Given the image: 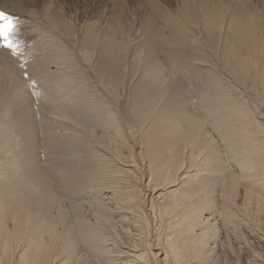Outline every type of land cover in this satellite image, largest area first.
<instances>
[{
    "label": "bare ground",
    "instance_id": "1",
    "mask_svg": "<svg viewBox=\"0 0 264 264\" xmlns=\"http://www.w3.org/2000/svg\"><path fill=\"white\" fill-rule=\"evenodd\" d=\"M199 5L204 15L200 24L207 34L227 29L231 35L222 45L226 49L219 60L222 71L234 84L227 85L233 89H225L219 73L207 74L208 79L202 80L196 70L191 71L197 75L191 80L197 88L189 90L198 107L210 113V117L195 116L187 101L186 91L189 90L183 89L176 74L172 75L163 66L158 49L150 47L153 50L145 49L147 57L141 70L139 68V78L130 89V98L125 103L129 106L125 109L116 113L115 101H109L108 97L101 101L92 98L83 101L78 110L65 104L67 114L60 116L72 121L70 127L52 121L50 116L53 115L45 116L56 129L53 134L50 133L53 129H46L47 140L63 143V151L57 153L63 159L58 166L41 168L22 153L16 156L18 145L14 137L5 140L6 145L1 142L0 264H223L218 251L231 246V238L236 241L240 238V225L245 219L250 225L254 224L256 229L252 230L258 236L261 224L255 225L256 219L252 216L254 213L264 215L261 192L264 189V123L255 116L256 109L247 106L250 102H245L242 93L234 89H244L247 94L248 90H254L264 99V15L247 10L228 20L222 0H199ZM56 20L61 21L58 17ZM165 20L167 29L163 24L145 26V43L150 40L147 43L168 49L170 61H184L182 64L189 63V68H193L194 62L186 49L191 43L188 44V34L194 36L188 25L194 23L193 18L176 20L168 13ZM115 30L105 32V44L100 45L94 65L102 72H96L99 77L104 73L114 79V84L107 88L114 100L115 96L122 97L121 87L126 75V54L123 56L124 47ZM88 31L86 41L93 43L96 31L94 28ZM211 41L215 43L216 37ZM194 59L207 61L203 54ZM1 70L4 74L5 69ZM102 83L108 86L106 80ZM77 94L80 97V89ZM161 103L179 120L173 122L176 119H172V124H166L167 131L164 125H160L164 131H159L158 124L157 128L154 125V134H144L142 144L138 145L144 162L141 164L145 167L143 174L147 177V182L144 180L148 191L145 196L147 200L150 197L147 205L139 196L137 182L131 180L136 173L134 168L123 164L129 136L121 120L126 117L144 124L148 117L144 113L152 110L153 115ZM86 107L93 108V111L90 108L92 113L102 110L103 115L93 116L86 112ZM23 112L24 109H18L17 117ZM75 116L85 124L99 125L103 134L88 130L85 124H76ZM204 118H215L214 128L220 133V143L229 153V162L233 161L239 171L230 173L219 153L221 144L207 131ZM4 122L5 119L0 120V129L5 128ZM78 126L81 130L76 129ZM59 127L73 131L62 133ZM85 132L91 136L89 141L83 138ZM68 145L71 148L67 152ZM98 145L103 149L100 147L98 151ZM105 186L113 189L114 208L98 195ZM87 194H91L89 198H85ZM84 203L91 212L84 209ZM153 220L161 223L150 226ZM163 223L167 229L161 235ZM128 235L129 240L123 241L122 237ZM115 247L118 253H114ZM256 254L247 260L248 264H258Z\"/></svg>",
    "mask_w": 264,
    "mask_h": 264
},
{
    "label": "rangeland",
    "instance_id": "2",
    "mask_svg": "<svg viewBox=\"0 0 264 264\" xmlns=\"http://www.w3.org/2000/svg\"><path fill=\"white\" fill-rule=\"evenodd\" d=\"M222 2L226 12L225 19L228 20L230 17L240 15L247 10H255L262 14V16L264 15V0H222ZM198 8H200L199 0H0V11H4L14 16L17 20V31L14 34V39L19 42V47L13 52L11 49L4 46L3 38L0 37V120L5 119V128L0 129V133H2L0 134V149L2 148V143H4L3 145H6L5 140L14 137V139H16L14 142L19 146H16V156H19V153H22L33 162L34 166L41 168L53 165L58 166L63 159L57 153L63 151L61 146L63 143L61 141L51 143L47 140L45 135L47 132L46 129H53L50 132L52 134L56 129L53 128L54 123L47 121L45 116L53 115L56 118L50 116L52 121L63 124L65 123L62 127L65 125L70 127L72 126V121L70 122L60 116V114H67L65 104H71L73 110H78L83 101L92 98L101 101V99L108 97L107 99L109 101H115V112L118 110L120 111L122 108L125 109L129 106L125 103L127 98H130V89H132V85H134V82L139 78L141 66H143V63L146 60V50H153L150 47L158 49V58L161 63L172 73V75L175 76L176 74L175 77L178 79V82L182 85L183 89L189 90L190 88L191 90L197 88L191 81L197 76L193 75V72H191L193 70H196L199 76L202 77V80L208 79L206 78L207 74L219 73V76L222 77L224 86L227 87L225 89L229 91V88L233 89V87L227 85L234 84L222 71L221 68L223 67L219 60V58L223 57L226 49V46L222 45L228 38H231V35L227 29H219L218 32H213L212 34L208 32L209 34H207L205 28L200 24L201 20L204 18L203 12ZM168 13L173 15L176 20H189V17H192L194 20V23L188 24L190 25V32L194 31V36L188 34V38L190 39V41L187 39L188 44L191 43L190 46L186 48L188 50L189 58L194 62L192 64L193 68H189V63L187 65L188 67L182 64L184 61H180L181 64L176 60L170 61L171 57L168 49L147 43V41L149 42L150 40H147L145 43V36L143 34L145 26L148 23L154 25L163 24L165 26L167 23L165 18ZM56 17L61 19V21H57ZM165 27L166 29L168 28L167 25ZM192 27H194V29ZM90 28H92V30L94 28L96 31L92 41L93 43L86 41L87 33H89L88 29ZM112 29L113 31L114 29H117L115 32L118 31V38L124 47L122 50L124 51L123 56L126 54L124 58L126 60V63L124 64V72L126 75L123 80L124 84L121 87L122 97L115 96V100L111 96L109 89H107L110 85L114 84V79L104 73L103 76L99 77L96 73L98 71L94 66L98 59V53H100L101 50L100 45L105 44L104 34L107 30L112 31ZM219 31L227 32L228 34L220 33ZM213 37H216L215 43H212L211 41ZM200 42L202 43L201 46ZM199 53L203 54L207 58V61L194 59V57L200 55ZM133 57H137L138 62L137 58L134 61ZM131 58H133V60ZM185 64H187V62H185ZM134 67L138 69L136 70ZM1 68L5 69L4 74H2ZM133 68L136 72L138 71L137 73L134 72V75L132 73L135 71ZM221 72H223V74ZM98 73L100 74L102 72L99 71ZM62 76H66L67 78H61ZM108 78L109 80H107ZM105 80L108 82V86L102 83ZM236 88L237 87L234 89L235 91L242 93V99L245 102L246 100L250 102L247 106L254 108V110L256 109L255 116L259 119V122L264 123V99L254 90H248L250 93L247 94L244 89H241L243 91L241 92V90ZM79 89L81 91L80 97L77 94ZM105 89L107 90L106 92ZM190 90L189 92L186 91L187 95H189L187 101L190 104V107H192L191 110L194 115L198 117H206L208 115L210 117L208 109H200L198 107V102L196 101L195 96L191 93L192 90ZM127 103L129 104V102ZM163 106H165L164 103L158 105L156 107V112L153 115L152 110H147L144 114L148 117L143 116V118L145 117L147 119V121L146 119H143L145 122L144 124H137L132 121V119H127L126 117L121 120L129 136L126 141L128 146L126 145L124 149L126 162H129L123 164L126 165V167L134 168V172L136 173L133 177L131 176V180L137 182L138 185H136L139 188V196H142L143 201L146 200L147 205L150 203V197H148L147 200V195L145 196V191H147V186L145 185L147 177H145L146 174H143V168L145 169V167L142 165L144 163L142 154L138 153L140 149L138 145L142 144L141 139L144 134H154L153 130L154 128H157V124L160 128L159 131H164L166 130V124H170L172 119H176L173 122L179 120L175 116L173 118V111H171L169 107L165 110V107ZM16 107L19 110L24 109V112L19 117H17L18 109ZM87 107H89V105ZM90 108H87V113H92L91 109L92 111L94 110L93 108ZM96 112L94 111V113H92L93 116L97 114L103 115V113H101L103 112L102 110L101 112ZM259 114H261V117ZM68 115L69 117H72L71 114ZM100 115L97 116L101 117ZM203 120L207 131L210 134H213V137L220 143V133L214 128V123L216 122L215 118H204ZM74 121L76 124H85L84 120H81L79 116H75ZM130 121L132 123L131 128ZM85 125L88 130L97 132L98 134H103L104 132V130L102 131V128L95 123H86ZM160 125L162 127L164 125V130ZM73 126H75L74 123ZM80 126L83 127L82 125ZM80 126L76 129L81 130L79 128ZM94 126L96 127L94 128ZM62 127H59L61 132L73 131V129L66 130ZM0 128H2L1 125ZM99 128H101L100 131ZM132 132H134V134L136 133L135 136ZM23 133L25 135L22 136ZM104 134H106V132ZM83 138L85 141H89L91 136L85 132ZM220 144L219 149L221 152L219 153L222 155L223 161L232 171L230 173L239 171L233 161L229 162V153H227L226 149L223 147L224 144L222 142ZM91 146H93V144ZM67 147L66 151L68 152L71 147L69 145ZM100 147L101 146L98 145V151L103 149ZM93 149L94 148L91 150ZM101 151L104 154L106 153L104 150ZM107 154L111 156L109 153ZM115 161L116 160H114V162ZM119 165L121 164L119 163ZM141 174H143L142 178ZM103 189L104 191L102 193L97 194L102 196L103 200L106 199L105 201L109 202V206L114 208L115 194L113 189L106 186ZM261 192L264 194V189ZM90 195L91 194H87L85 198H89ZM238 201L241 203L242 199H238ZM85 203L84 209L86 208L85 210L87 212H91V208L85 205ZM260 215L261 214L254 213L252 218L256 219L254 221L255 225L259 226L258 224H261L264 226V215ZM117 218L118 215H116L115 220H117ZM150 222V226H153V223H161L160 221L154 220ZM244 223L245 225H243ZM244 223L240 225V232L242 235L238 238L239 241H236L233 237L231 238V246L225 249H219L218 252L221 254L220 260L223 264H248L247 260L251 259L253 253H257L256 256L258 257L259 262H256L258 264H264L263 227L261 225L259 226V230L257 229L259 234L256 236L252 230V228L256 229L254 224L250 225L246 219L244 220ZM163 226L160 231L161 235L165 233H163L164 229H167L164 223ZM131 229H133V227ZM132 231L135 234V230ZM124 237H122V240L126 241L127 238H129V235L125 238ZM225 245H228V242H225ZM116 252L117 248L115 247L114 253Z\"/></svg>",
    "mask_w": 264,
    "mask_h": 264
},
{
    "label": "snow or ice",
    "instance_id": "3",
    "mask_svg": "<svg viewBox=\"0 0 264 264\" xmlns=\"http://www.w3.org/2000/svg\"><path fill=\"white\" fill-rule=\"evenodd\" d=\"M17 31V20L14 16L0 11V37L3 38V44L13 52L19 47V42L14 39ZM34 83V81H33Z\"/></svg>",
    "mask_w": 264,
    "mask_h": 264
}]
</instances>
